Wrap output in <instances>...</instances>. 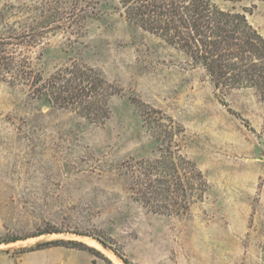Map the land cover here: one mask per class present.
Segmentation results:
<instances>
[{
    "label": "rangeland",
    "instance_id": "1",
    "mask_svg": "<svg viewBox=\"0 0 264 264\" xmlns=\"http://www.w3.org/2000/svg\"><path fill=\"white\" fill-rule=\"evenodd\" d=\"M97 1L78 23L73 0H0V56L43 78L78 62L116 88L110 117L95 123L7 81L0 58V264L58 256L64 246L37 248L55 239L94 240L105 252H88L115 264H264V99L216 87L118 0ZM214 1L246 11L264 36V0ZM169 149L209 182L188 213H154L132 197L134 166L170 161Z\"/></svg>",
    "mask_w": 264,
    "mask_h": 264
},
{
    "label": "trees",
    "instance_id": "2",
    "mask_svg": "<svg viewBox=\"0 0 264 264\" xmlns=\"http://www.w3.org/2000/svg\"><path fill=\"white\" fill-rule=\"evenodd\" d=\"M73 1L78 23L88 16V8L89 12L94 11L98 2ZM118 2L127 20L201 63L216 87H254L264 99V36L249 21L246 11L226 10L214 0ZM6 43L0 40V54L7 52ZM0 58L5 60L4 69L12 74V79L7 81L23 83L34 97L72 108L95 123H104L110 117V100L116 88L93 67L73 62L43 78L28 60L22 62L11 53ZM5 75L0 73L3 79ZM169 135L172 137L173 133ZM167 151L170 161L160 157L138 161L134 166L132 197L154 213H188L193 204L204 198L209 182L193 161L174 156L170 149ZM19 239L15 237L7 242ZM48 246L95 250L76 239L50 240L37 248ZM103 259L115 264L106 256Z\"/></svg>",
    "mask_w": 264,
    "mask_h": 264
},
{
    "label": "crops",
    "instance_id": "3",
    "mask_svg": "<svg viewBox=\"0 0 264 264\" xmlns=\"http://www.w3.org/2000/svg\"><path fill=\"white\" fill-rule=\"evenodd\" d=\"M262 32L264 33L263 30ZM54 252L59 255L39 264H108L103 259L95 257L86 250L64 246L56 249Z\"/></svg>",
    "mask_w": 264,
    "mask_h": 264
},
{
    "label": "bare ground",
    "instance_id": "4",
    "mask_svg": "<svg viewBox=\"0 0 264 264\" xmlns=\"http://www.w3.org/2000/svg\"><path fill=\"white\" fill-rule=\"evenodd\" d=\"M90 245H92V246H96V247H98V248H100L101 250H103L104 252H105V249H103L99 244H98V242H95L94 240H86ZM95 247V248H96ZM102 251V252H103ZM121 262V261H120ZM119 262V263H120ZM118 263V262H117Z\"/></svg>",
    "mask_w": 264,
    "mask_h": 264
}]
</instances>
